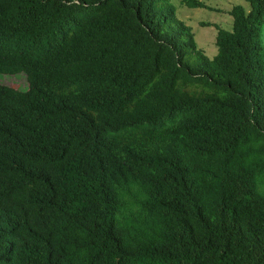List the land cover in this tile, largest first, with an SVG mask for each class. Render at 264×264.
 Returning <instances> with one entry per match:
<instances>
[{
  "label": "trees",
  "instance_id": "obj_1",
  "mask_svg": "<svg viewBox=\"0 0 264 264\" xmlns=\"http://www.w3.org/2000/svg\"><path fill=\"white\" fill-rule=\"evenodd\" d=\"M246 1L210 58L170 0H0V264H264Z\"/></svg>",
  "mask_w": 264,
  "mask_h": 264
},
{
  "label": "rangeland",
  "instance_id": "obj_2",
  "mask_svg": "<svg viewBox=\"0 0 264 264\" xmlns=\"http://www.w3.org/2000/svg\"><path fill=\"white\" fill-rule=\"evenodd\" d=\"M211 8L188 7L182 0H170V3L176 9V15L186 24L191 26L197 45L204 53L212 58L217 53L216 26L230 30L232 27V17L228 13L233 5L240 4L246 10L250 5L246 0H203ZM203 22H210L211 25H202ZM215 24V25H214ZM259 41L262 46V55L264 60V22L259 29ZM0 82L21 88L27 84L25 74L15 73L12 75L0 73Z\"/></svg>",
  "mask_w": 264,
  "mask_h": 264
}]
</instances>
